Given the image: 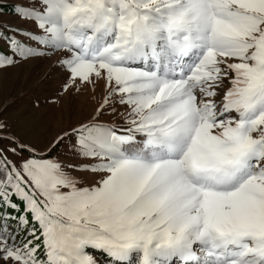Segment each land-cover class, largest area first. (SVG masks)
<instances>
[{
	"label": "snow or ice",
	"instance_id": "6c2138e0",
	"mask_svg": "<svg viewBox=\"0 0 264 264\" xmlns=\"http://www.w3.org/2000/svg\"><path fill=\"white\" fill-rule=\"evenodd\" d=\"M12 12L0 70L102 98L43 147L0 119V264H264V0Z\"/></svg>",
	"mask_w": 264,
	"mask_h": 264
},
{
	"label": "rangeland",
	"instance_id": "374dc122",
	"mask_svg": "<svg viewBox=\"0 0 264 264\" xmlns=\"http://www.w3.org/2000/svg\"><path fill=\"white\" fill-rule=\"evenodd\" d=\"M2 1L26 3V0ZM0 23L17 25L21 22L14 14L0 13ZM59 55L56 53L50 59H29L0 70V107L5 101L9 102L0 119L7 120L18 135L38 147L88 117L102 98V88L96 90L95 99L90 90L58 95L56 89L60 87V80L52 65Z\"/></svg>",
	"mask_w": 264,
	"mask_h": 264
},
{
	"label": "trees",
	"instance_id": "16d2710c",
	"mask_svg": "<svg viewBox=\"0 0 264 264\" xmlns=\"http://www.w3.org/2000/svg\"><path fill=\"white\" fill-rule=\"evenodd\" d=\"M3 2V1H2ZM3 4L6 6V10L4 12H0V13H9V14H13L12 12V7L14 5H16V3H8V2H3ZM3 24H7V23H0V25Z\"/></svg>",
	"mask_w": 264,
	"mask_h": 264
}]
</instances>
